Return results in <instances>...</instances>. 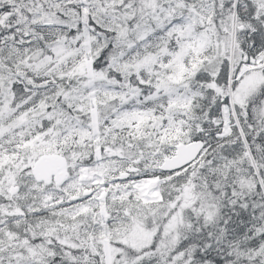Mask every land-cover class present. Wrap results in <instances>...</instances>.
<instances>
[{"label":"snow or ice","instance_id":"snow-or-ice-1","mask_svg":"<svg viewBox=\"0 0 264 264\" xmlns=\"http://www.w3.org/2000/svg\"><path fill=\"white\" fill-rule=\"evenodd\" d=\"M0 264H264V0H0Z\"/></svg>","mask_w":264,"mask_h":264}]
</instances>
